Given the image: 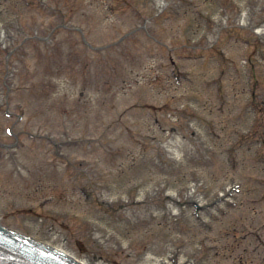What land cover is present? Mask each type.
<instances>
[{"label":"rangeland","instance_id":"obj_1","mask_svg":"<svg viewBox=\"0 0 264 264\" xmlns=\"http://www.w3.org/2000/svg\"><path fill=\"white\" fill-rule=\"evenodd\" d=\"M158 4L0 0V223L92 264H264V0Z\"/></svg>","mask_w":264,"mask_h":264},{"label":"water","instance_id":"obj_2","mask_svg":"<svg viewBox=\"0 0 264 264\" xmlns=\"http://www.w3.org/2000/svg\"><path fill=\"white\" fill-rule=\"evenodd\" d=\"M22 240L25 241L26 244H27L29 247H31L32 249H33V248H34V249H38V246H37L35 243H33L31 240H30V241H29V240H26V239H22ZM3 251H4V253H3L2 255H6L7 258H9V256H10V254H9V250H8V249H4ZM3 251H2V252H3ZM68 264H71V263L68 262Z\"/></svg>","mask_w":264,"mask_h":264},{"label":"bare ground","instance_id":"obj_3","mask_svg":"<svg viewBox=\"0 0 264 264\" xmlns=\"http://www.w3.org/2000/svg\"><path fill=\"white\" fill-rule=\"evenodd\" d=\"M81 261H82V263H83V262H86V260H81ZM86 263H87V262H86ZM83 264H84V263H83Z\"/></svg>","mask_w":264,"mask_h":264},{"label":"trees","instance_id":"obj_4","mask_svg":"<svg viewBox=\"0 0 264 264\" xmlns=\"http://www.w3.org/2000/svg\"><path fill=\"white\" fill-rule=\"evenodd\" d=\"M260 103V102H259ZM260 105H262L261 103L259 104V108L261 107Z\"/></svg>","mask_w":264,"mask_h":264}]
</instances>
